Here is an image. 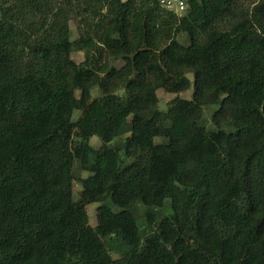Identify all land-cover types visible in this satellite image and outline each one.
I'll list each match as a JSON object with an SVG mask.
<instances>
[{
  "label": "trees",
  "instance_id": "16d2710c",
  "mask_svg": "<svg viewBox=\"0 0 264 264\" xmlns=\"http://www.w3.org/2000/svg\"><path fill=\"white\" fill-rule=\"evenodd\" d=\"M0 264H264V0H0Z\"/></svg>",
  "mask_w": 264,
  "mask_h": 264
},
{
  "label": "rangeland",
  "instance_id": "374dc122",
  "mask_svg": "<svg viewBox=\"0 0 264 264\" xmlns=\"http://www.w3.org/2000/svg\"><path fill=\"white\" fill-rule=\"evenodd\" d=\"M71 29H72V39H76L78 37V33H77V29H76V25L74 22L70 23ZM179 39L181 40V42L184 45H189V41L186 39L185 36L183 37H179ZM73 59L77 62V63H81L84 60V54L82 52H76L73 54ZM189 78L191 80V82H193V76L191 74H189ZM100 94L98 92H94V96H99ZM158 98H159V104H158V108L160 111H166L167 110V106L168 103L170 101H172L175 98H181V99H186V100H192V96H193V87L191 86L187 91L184 92H180V93H168L165 92L164 90L160 89L157 92ZM219 108L218 105H213V106H209L206 107L204 109V115H203V123L204 125L208 128V129H213L214 125H213V114L215 113V111H217V109ZM79 113L76 114V118L78 117ZM128 122H130L131 118H128ZM125 137L122 138H118L116 140H114L111 145H119L121 141H123ZM162 138L158 137L155 138V142L156 143H161L162 142ZM92 145L94 147H97L101 144V141L97 138L94 137L92 138L91 141ZM75 175L77 177L78 180H76L74 182V197L75 199H77L79 197V192L81 190V184L79 182V180L81 179H85L89 176V173L87 172H82L79 171L78 168H75ZM108 207H110L113 211H118L119 209L117 207H115L114 205H112L110 202L107 203ZM98 204H91L89 206H87V212L89 215V220H90V225L91 226H95L96 225V210L98 208ZM140 213L143 212V208H141V210L139 211ZM172 213V209L170 207V201H167V209H166V214L169 215ZM140 222H143L142 216L140 217Z\"/></svg>",
  "mask_w": 264,
  "mask_h": 264
},
{
  "label": "built area",
  "instance_id": "2783aa9c",
  "mask_svg": "<svg viewBox=\"0 0 264 264\" xmlns=\"http://www.w3.org/2000/svg\"><path fill=\"white\" fill-rule=\"evenodd\" d=\"M158 5L166 11L182 16L188 12L190 0H156Z\"/></svg>",
  "mask_w": 264,
  "mask_h": 264
}]
</instances>
